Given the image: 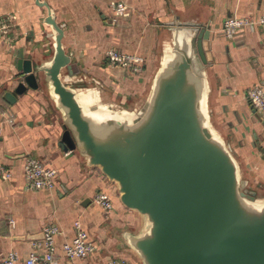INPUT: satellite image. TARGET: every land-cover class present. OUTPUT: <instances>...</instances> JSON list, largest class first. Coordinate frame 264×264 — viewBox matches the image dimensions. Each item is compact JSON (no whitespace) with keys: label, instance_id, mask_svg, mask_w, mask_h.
Listing matches in <instances>:
<instances>
[{"label":"crops","instance_id":"crops-1","mask_svg":"<svg viewBox=\"0 0 264 264\" xmlns=\"http://www.w3.org/2000/svg\"><path fill=\"white\" fill-rule=\"evenodd\" d=\"M44 1L64 28L63 41L78 72L100 78L110 94L125 104L147 88L168 22L206 26L209 38L204 47L214 82L215 121L245 165L264 175V115L246 95L249 87L264 84V25H246L233 37L222 31L230 15L258 18L264 13V0H123L127 11L122 15L111 7L116 0ZM46 15L47 7L36 0H0V168L11 173L7 177L0 170V257L9 251H15L21 262L31 252L41 257L43 230L56 224L57 264H108L111 258L137 264L121 233L136 230L140 216L120 201L115 184L99 167L89 165L76 149L61 146L62 120L41 88L16 90L21 78L18 53L25 58L52 53ZM111 47L142 54L144 71L133 75L110 64L104 52ZM7 91L15 97L8 100ZM27 156L58 168L53 188H26ZM100 190L109 194L110 209L94 200ZM75 220L89 233L95 250L69 258L63 243L75 235Z\"/></svg>","mask_w":264,"mask_h":264},{"label":"water","instance_id":"water-1","mask_svg":"<svg viewBox=\"0 0 264 264\" xmlns=\"http://www.w3.org/2000/svg\"><path fill=\"white\" fill-rule=\"evenodd\" d=\"M36 2L47 7L52 53H18L16 90L41 88L61 117V146L99 167L140 216L136 230L121 234L141 264H264V186L243 174V158L215 121L209 29L168 22L148 91L125 104L100 78L78 72L63 26Z\"/></svg>","mask_w":264,"mask_h":264},{"label":"built area","instance_id":"built-area-1","mask_svg":"<svg viewBox=\"0 0 264 264\" xmlns=\"http://www.w3.org/2000/svg\"><path fill=\"white\" fill-rule=\"evenodd\" d=\"M111 7L116 15H122L127 11V4L123 0L114 1ZM254 24L264 25V13L256 19L230 15L224 20L222 31L227 37H233L244 26ZM1 28L5 29V26ZM106 58L114 64L131 67L135 71H138L142 63H144L141 55L130 54V52H124L115 48L107 50ZM246 95L251 106L264 115V84L258 83L251 86L246 91ZM0 170L4 176L9 177L11 175L6 168L1 167ZM23 172L26 188L38 189L53 188L56 184L59 170L56 166L48 164L37 157L27 156L24 160ZM94 200L105 209L112 207L111 198L106 191H98L95 194ZM74 226L76 228L75 235L63 243V250L69 258L86 256L95 250L94 242L90 239L89 233L81 226L79 220L74 221ZM57 232H59V227L56 224L48 225L44 228L42 243L45 250L41 257H38L35 252H31L21 262L15 251H9L0 257V264H57L55 255V234ZM108 264H131V262L125 258H111Z\"/></svg>","mask_w":264,"mask_h":264},{"label":"rangeland","instance_id":"rangeland-1","mask_svg":"<svg viewBox=\"0 0 264 264\" xmlns=\"http://www.w3.org/2000/svg\"><path fill=\"white\" fill-rule=\"evenodd\" d=\"M114 1H112L111 2V5H112V3H113ZM226 19V18H225ZM110 49V48H109ZM111 49H114L113 47H111ZM107 50L108 49H106L105 50V52H104V56H106V52H107ZM121 51H124L125 52V50H121ZM127 52V51H126ZM130 54H138V53H136V52H130ZM138 55H141L142 57H143V59H144V63H142V65H141V68L138 70V71H135V70H133L131 67H124V66H122V65H120V64H114V63H112V62H110V64H112L113 66H119V67H122V68H125L127 71H129V74H133V75H137V74H141L143 71H144V69H145V67H146V61H145V57L142 55V54H138ZM148 86H149V83H148ZM148 86H147V88L146 89H144L143 90V92H142V94H139V96L136 94V95H133V97H132V99L134 100V102H133V105H137L139 102H141V101H139V98H140V96H142V95H145L146 94V92L148 91ZM250 88V87H249ZM248 90V89H247ZM113 92V91H112ZM108 98H109V96H107ZM116 99H119V96L117 95L116 96ZM50 103H51V101H50ZM51 106H52V103H51ZM53 107V106H52ZM59 117H60V115H59ZM61 118V117H60ZM244 168H246V170L244 171V173L243 174H245L246 175V177H248L249 179H250V181H251V183H252V185H256V186H260V187H263L264 186V175H262V174H260V173H257L256 171H254L252 168H251V166H244ZM263 173H264V170H263ZM110 182H112V183H114L115 184V182L114 181H111L110 180ZM258 182V183H257ZM115 186H116V184H115ZM117 189V188H116ZM116 194L117 195H119V193H118V191H116ZM138 259V258H137ZM136 259V263L137 264H141V261L138 259L137 260Z\"/></svg>","mask_w":264,"mask_h":264},{"label":"bare ground","instance_id":"bare-ground-1","mask_svg":"<svg viewBox=\"0 0 264 264\" xmlns=\"http://www.w3.org/2000/svg\"><path fill=\"white\" fill-rule=\"evenodd\" d=\"M80 98H81V101H86L87 100V98H86V96H84L83 94H80ZM106 107L104 106L103 107V109H105Z\"/></svg>","mask_w":264,"mask_h":264}]
</instances>
